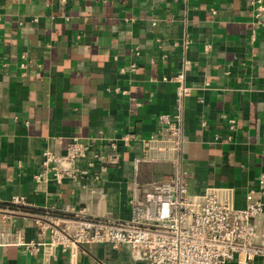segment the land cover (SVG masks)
Here are the masks:
<instances>
[{"label": "crops", "instance_id": "0c3cea01", "mask_svg": "<svg viewBox=\"0 0 264 264\" xmlns=\"http://www.w3.org/2000/svg\"><path fill=\"white\" fill-rule=\"evenodd\" d=\"M182 71L190 93L178 163L158 115L177 107L176 84L162 77ZM123 134L130 141L100 180H35L44 149L63 155L72 140L91 141V159ZM178 168L189 195L227 189L234 208L257 186L264 0H0V264H147L126 246L63 251L49 244L48 225L64 228L80 210L128 219L130 201ZM13 197L25 204L12 208Z\"/></svg>", "mask_w": 264, "mask_h": 264}, {"label": "built area", "instance_id": "2783aa9c", "mask_svg": "<svg viewBox=\"0 0 264 264\" xmlns=\"http://www.w3.org/2000/svg\"><path fill=\"white\" fill-rule=\"evenodd\" d=\"M263 7H258L262 11ZM258 16V12L256 14ZM25 67V63L20 64ZM189 65L183 59V66ZM133 67V65H132ZM163 81L176 84L177 107L170 113L158 115L161 131L165 133L179 163L183 144V101L190 93L184 72ZM228 128L236 126L227 120ZM219 140V135H214ZM157 140L156 134L142 140L144 147ZM130 141L128 134L108 140L106 152L94 151L91 159V141L72 140L63 155L46 148L42 152V173L36 181L61 183L64 177L91 176L100 180L108 165L119 161L120 145ZM164 147H158L161 151ZM86 167L80 169L78 162ZM186 171L177 169L174 177L151 185L142 199L130 201V217L125 220L112 217H92L80 210L66 217L67 226L49 224V244L67 251L72 247L104 244L113 249L128 247L130 258L147 264H264V170L257 186L245 192L246 204L234 208L223 194L211 190L202 198L189 195ZM12 204L23 206L25 201L13 197ZM263 222L260 234L257 222Z\"/></svg>", "mask_w": 264, "mask_h": 264}, {"label": "trees", "instance_id": "16d2710c", "mask_svg": "<svg viewBox=\"0 0 264 264\" xmlns=\"http://www.w3.org/2000/svg\"><path fill=\"white\" fill-rule=\"evenodd\" d=\"M11 206H12V208H14V207H15V208H19L18 206H15V205H13V204H11Z\"/></svg>", "mask_w": 264, "mask_h": 264}]
</instances>
